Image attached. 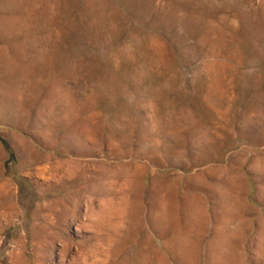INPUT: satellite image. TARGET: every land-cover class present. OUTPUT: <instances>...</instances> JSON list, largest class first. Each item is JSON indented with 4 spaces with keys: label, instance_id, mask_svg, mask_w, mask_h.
Instances as JSON below:
<instances>
[{
    "label": "rangeland",
    "instance_id": "obj_1",
    "mask_svg": "<svg viewBox=\"0 0 264 264\" xmlns=\"http://www.w3.org/2000/svg\"><path fill=\"white\" fill-rule=\"evenodd\" d=\"M0 264H264V0H0Z\"/></svg>",
    "mask_w": 264,
    "mask_h": 264
},
{
    "label": "bare ground",
    "instance_id": "obj_2",
    "mask_svg": "<svg viewBox=\"0 0 264 264\" xmlns=\"http://www.w3.org/2000/svg\"><path fill=\"white\" fill-rule=\"evenodd\" d=\"M121 173V172H120ZM112 174V173H111ZM113 175V174H112ZM115 175V174H114ZM115 177V176H114ZM127 177H128V175H127ZM130 177V176H129ZM138 177V176H137ZM142 177V176H141ZM126 178V177H125ZM135 179V178H134ZM133 182V181H132ZM156 184V183H155ZM140 189V188H139ZM154 192H155V190H154ZM179 192V191H178ZM187 193V192H186ZM110 194V193H109ZM152 195V194H151ZM156 195H157V193H156ZM113 196V195H112ZM137 198V197H136ZM187 198V197H186ZM154 199V198H153ZM111 200V199H110ZM190 200V199H189ZM166 201H168V200H166ZM186 201V200H185ZM191 202V201H190ZM109 204V203H108ZM111 205V204H110ZM128 206V205H127ZM162 206V205H161ZM175 206V205H174ZM118 207H120V206H118ZM136 207V206H135ZM165 207V206H164ZM106 210H108V209H106ZM184 210V209H183ZM109 211V210H108ZM124 211V210H123ZM140 211V210H139ZM112 212V211H111ZM114 213V212H113ZM116 213V212H115ZM118 213V212H117ZM106 214V213H105ZM163 214V213H162ZM165 216H168L169 214H170V211L169 210H166L165 211ZM108 216V215H107ZM107 216H106V218H107ZM109 217V216H108ZM111 217V216H110ZM163 217V216H162ZM196 217V216H195ZM224 217V216H223ZM179 218V217H178ZM100 219V218H99ZM103 219V218H102ZM153 219H154V217H153ZM104 221L106 220V219H103ZM107 220H108V218H107ZM179 220H181V219H179ZM109 221V220H108ZM220 223V222H219ZM163 224V223H162ZM161 224V225H162ZM188 226V225H187ZM177 227V226H176ZM218 228H219V226H218ZM172 230V229H171ZM216 230V229H215ZM165 233V232H164ZM213 233V232H212ZM182 234V233H181ZM177 236V235H176ZM175 236V237H176ZM180 236V235H179ZM217 236V235H216ZM221 236V235H220ZM223 236V235H222ZM218 238V237H217ZM224 239V238H223ZM105 242V241H104ZM224 244V243H223ZM177 246V245H176ZM187 246V245H186ZM228 246H229V244H228ZM222 247V246H221ZM229 248V247H228ZM177 250V249H176ZM227 251V250H226ZM212 253V252H211ZM214 253V252H213ZM231 253V252H230ZM218 258V257H217ZM210 259V258H209ZM213 259V258H212Z\"/></svg>",
    "mask_w": 264,
    "mask_h": 264
}]
</instances>
